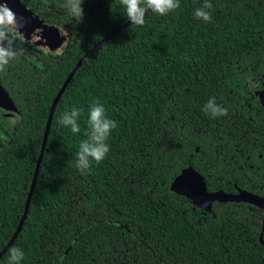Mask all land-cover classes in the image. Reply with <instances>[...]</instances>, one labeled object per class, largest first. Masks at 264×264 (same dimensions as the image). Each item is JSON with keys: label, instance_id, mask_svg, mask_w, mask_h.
<instances>
[{"label": "trees", "instance_id": "trees-1", "mask_svg": "<svg viewBox=\"0 0 264 264\" xmlns=\"http://www.w3.org/2000/svg\"><path fill=\"white\" fill-rule=\"evenodd\" d=\"M96 0L81 20L53 14L71 39L44 66L16 80L20 118L0 117V250L24 211L54 96L76 62L127 21L120 0ZM180 0L165 16L146 13L76 69L54 109L30 205L9 249L21 264H264V214L247 201L201 210L169 189L191 166L206 190L264 194V0ZM94 19V20H93ZM215 97L227 115L204 108ZM99 101L117 123L110 151L87 171L76 167L89 107ZM82 109L81 131L57 121ZM261 235V236H260Z\"/></svg>", "mask_w": 264, "mask_h": 264}, {"label": "clouds", "instance_id": "clouds-1", "mask_svg": "<svg viewBox=\"0 0 264 264\" xmlns=\"http://www.w3.org/2000/svg\"><path fill=\"white\" fill-rule=\"evenodd\" d=\"M125 8L127 19L132 25L143 26L146 13L152 12L160 16L168 15L180 7V0H120ZM83 0H65V7L76 20L83 17ZM213 8L209 0H204L202 7L195 10V17L205 22H210ZM22 18L18 19L15 12L7 6L0 4V72L4 71L10 62L20 55V51L13 46V41L17 37L24 39L20 29L24 24ZM65 34L62 30V35ZM205 112L213 117L227 115V109L219 106L215 102V97L209 99L204 108ZM82 109L73 107L70 111H65L57 121L60 125L70 127L72 133L81 131L78 120L82 114ZM88 130L85 132L87 139L79 144V151L76 154V167L83 171L90 169L93 161L100 163L110 151L107 143L111 132L117 127V123L110 119L106 109L99 101H93L89 107V117L87 120ZM25 253L19 247L13 246L9 249L8 264H21Z\"/></svg>", "mask_w": 264, "mask_h": 264}, {"label": "water", "instance_id": "water-1", "mask_svg": "<svg viewBox=\"0 0 264 264\" xmlns=\"http://www.w3.org/2000/svg\"><path fill=\"white\" fill-rule=\"evenodd\" d=\"M15 2L17 4H19V2L17 0H15ZM130 24H132V22L130 20L125 21L124 23L120 24L115 29L110 31L106 36H104L93 47H91L76 62L74 67L71 69V71L69 72V74L67 75L65 80L63 81V83H62L61 87L59 88V90L57 91L56 95L54 96L52 103H51V106H50V109H49L47 120L45 123V129L43 132L41 146H40L39 154L37 157L34 173H33L31 183L29 186V191L27 193V197L25 200L23 214H22L13 234L11 235L9 241L0 250V257L7 250V248L13 243V241L15 240L16 236L18 235V232L20 231V229L22 227L24 219L27 215V211H28V208L30 205L31 195H32V192H33V189L35 186V182H36V178H37V174L39 171L40 162L42 160V156H43V153L45 150V144H46L48 132H49L50 125H51L52 115H53L54 109L56 107V104H57L61 94L65 90L70 79L74 75L76 69L85 61V59L87 57H89L95 50L100 48L111 37H113V35L117 34L122 29L128 27ZM47 29L51 30V28H47ZM34 35L35 34H31V33L28 34V36L30 37L31 40L37 42L35 39L31 38ZM0 110L9 122L16 124L17 121L19 120V114L16 110L15 105L13 104V102L11 101L9 96L4 92H3V94L0 93ZM169 189L171 191L176 192V193L183 194L186 198H189L191 200V202L201 210L209 211L211 203L215 200L216 201H222V202H226V201H247V202H251V203L258 205L261 208H264V200L263 199L257 198L256 196H254L253 194H251L245 190L239 189L237 193H225L222 190H217L214 192H208L206 190V186H205V182L203 180V177L196 170H194L191 166H188L187 168H184L181 170L180 174L178 176H176L172 180V182L169 184ZM219 192L221 194H218ZM207 193H213L216 195H208ZM207 195H208V197H210V196H217V197L215 199L214 198L207 199L205 197Z\"/></svg>", "mask_w": 264, "mask_h": 264}, {"label": "flooded vegetation", "instance_id": "flooded-vegetation-1", "mask_svg": "<svg viewBox=\"0 0 264 264\" xmlns=\"http://www.w3.org/2000/svg\"><path fill=\"white\" fill-rule=\"evenodd\" d=\"M17 1L19 2L20 6L28 8L42 22H45L47 24L57 25L61 28H64L68 32V38L66 39V41L63 42V49L65 50L66 46H68L69 40L71 39V31L66 25L57 24L55 21L49 20V17H52L53 14H60L63 16L69 15V11L65 7V0H17ZM95 1L96 0H83V3L81 5V7L83 8V17H85L86 14L91 15L92 13L99 11V9L95 7L98 6L94 4ZM98 2L102 4V0H99ZM3 4L5 3L3 2ZM13 46L20 51V55H18L16 59L12 60L4 71L0 72V93L3 94L4 92L9 96V98L15 105L20 118V113L17 105L15 104L13 97L16 80L21 76H26L27 74H29L28 71L29 66L30 68H34V69L43 67L45 55L55 57L61 52L51 53L45 49L43 50L42 48L36 46V44L32 43L28 39L25 38L20 39L18 37L14 39ZM253 92L256 93L259 103L264 111V88L263 89L255 88ZM0 117L5 119L10 125L13 124L5 118L1 110H0ZM5 128L6 126L4 125L1 126L0 131L4 132ZM238 190L239 188L238 189L236 188V191L234 193H237ZM247 192L253 194L257 198H261L264 200V194H260L254 191H247ZM247 203H249L250 205L249 207H251L252 209L256 207L261 211V213L264 214V208H261L258 205L251 202H247Z\"/></svg>", "mask_w": 264, "mask_h": 264}, {"label": "rangeland", "instance_id": "rangeland-1", "mask_svg": "<svg viewBox=\"0 0 264 264\" xmlns=\"http://www.w3.org/2000/svg\"><path fill=\"white\" fill-rule=\"evenodd\" d=\"M7 4L13 12L16 13L17 18H22L21 22L24 24L23 28L20 29L23 37L28 39L36 46L47 50L51 53H60L63 49V42L68 38V32L57 25L47 24L42 22L35 14H33L28 8L20 6L15 2V0H0V4ZM19 16V17H18ZM51 28V30L47 29ZM62 30L65 34L62 35ZM35 34L31 38L35 39L37 42L30 39L28 34ZM40 35V36H39ZM63 49V50H62ZM62 50V51H61ZM208 195H216L213 193H207ZM218 194H221L220 192ZM205 196L207 199L216 198L217 196Z\"/></svg>", "mask_w": 264, "mask_h": 264}]
</instances>
